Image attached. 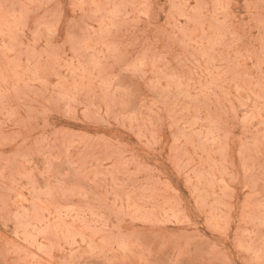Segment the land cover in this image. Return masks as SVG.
<instances>
[{
	"label": "rangeland",
	"instance_id": "obj_1",
	"mask_svg": "<svg viewBox=\"0 0 264 264\" xmlns=\"http://www.w3.org/2000/svg\"><path fill=\"white\" fill-rule=\"evenodd\" d=\"M0 264H264V0H0Z\"/></svg>",
	"mask_w": 264,
	"mask_h": 264
}]
</instances>
